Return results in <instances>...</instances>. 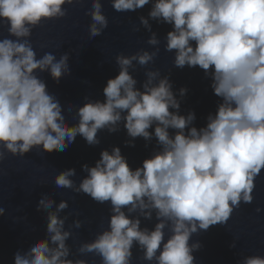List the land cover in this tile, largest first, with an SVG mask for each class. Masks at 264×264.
<instances>
[{"label":"clouds","instance_id":"1","mask_svg":"<svg viewBox=\"0 0 264 264\" xmlns=\"http://www.w3.org/2000/svg\"><path fill=\"white\" fill-rule=\"evenodd\" d=\"M74 2L78 0H0V26L7 29L0 39V146L13 157L33 149L63 152L78 135L96 146L98 132L113 134L121 125L130 138L124 142L127 147H134L138 137L148 141L154 136L159 150L135 169L120 147L113 146L111 152L101 150L94 166L81 165L87 175L78 186L71 179L75 168L54 176L57 188L110 205L107 228L81 242L76 252L93 253L101 264H132L135 244L144 261L196 264L194 253L203 245L190 243L191 237L225 224L241 201L250 203L254 180L264 169V0H110L116 12H136L151 3L148 18L140 16L139 22L149 31V18L171 25L164 48L175 50L173 66H198L210 77L220 103L199 129L193 126L194 111H179L178 97L188 89L174 93L169 76L157 81L159 69L147 70V79L136 87L129 69L134 61L141 67L153 62L158 48L130 56L118 53L119 72L102 88L103 101L85 98L76 109L77 122L68 125L60 100L47 91L37 71H47L59 83L71 73L69 53L56 60L45 52L37 59L29 38L43 21L65 17L62 6ZM87 11L89 37H97L108 26L100 0H91ZM147 43L156 46L160 41L152 32ZM4 158L0 151V160ZM53 205L47 193L40 194L36 211L46 213V238L17 249L12 264H87L69 258L67 241L73 233L64 228L67 216H59L67 201L60 200L54 211ZM4 211L0 207V216ZM137 211L149 220L154 213L157 222L151 230L131 216ZM73 226L79 229L82 221ZM237 264H264V256H244Z\"/></svg>","mask_w":264,"mask_h":264},{"label":"water","instance_id":"2","mask_svg":"<svg viewBox=\"0 0 264 264\" xmlns=\"http://www.w3.org/2000/svg\"><path fill=\"white\" fill-rule=\"evenodd\" d=\"M100 2L102 14L108 20V26L101 35L89 37L88 27L92 21L87 10L91 7V0H78L73 5L62 6L67 9L65 17L43 21L40 26L33 28L29 38L37 59L45 52L53 53L56 60L65 52L69 53L71 73L63 76L59 83H55L47 71H37L39 78L46 83L47 91L60 100L68 125L77 122L76 109L86 102L85 98L103 101L102 88L107 79L119 72L115 60L118 53L130 56L140 49L151 53L158 48L159 53L153 62L141 67L134 61L133 67L129 69V73L137 80L136 87L140 88L147 79V70L159 69L157 81L169 76L174 93L181 87L188 89L186 96L178 97L180 114L187 115L189 111H194L193 126L197 129L206 126L207 116L215 114L220 99L212 93L210 77H206L198 66H185L183 69L173 66L175 50L167 52L164 48L165 35L171 30V25L157 23L149 18V31L140 24V16L148 18L151 3L136 12H116L110 0ZM152 32L160 41L156 46L147 43ZM5 36L7 29L0 26V39ZM98 138V145L88 146L78 135L63 152L42 153L33 149L24 157H13L0 146V151L5 152V158L0 160V207L5 210L4 215L0 216V264H12L13 253L17 249H26L34 240L46 238V213L36 211V202L41 193H47L54 200L53 211L60 200L68 203V208L59 216H67L64 228L73 233L67 241L72 253L69 258L84 259L87 264H101L99 256L93 253L80 255L76 249L81 242L92 240L98 232L107 228L110 205L97 204L82 193L57 188L53 178L59 171L75 168L76 174L71 179L78 186L87 175L81 170V165L87 163L90 167L94 166L101 150L111 152L113 146L120 147L130 167L135 169L141 166L142 160L158 151L159 145L153 136L148 141L138 137L134 147L125 146L124 142L130 138L122 125L113 134H109L106 129L98 132ZM254 184L250 203L241 201L225 224L210 226L206 232L201 231L191 237L190 243L200 241L203 245L194 253L196 264H237L244 256H264V169L255 178ZM131 216L139 217L141 228L149 230L157 222L154 213L150 220L140 215L139 211ZM75 220L82 221L79 229L73 226ZM165 231L170 234L167 229ZM233 242L235 247L229 248ZM132 252V264H156L155 260H142V252L135 244Z\"/></svg>","mask_w":264,"mask_h":264}]
</instances>
